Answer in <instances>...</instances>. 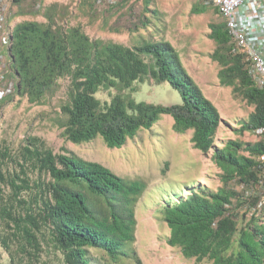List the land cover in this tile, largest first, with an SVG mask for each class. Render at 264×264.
<instances>
[{"label": "trees", "instance_id": "16d2710c", "mask_svg": "<svg viewBox=\"0 0 264 264\" xmlns=\"http://www.w3.org/2000/svg\"><path fill=\"white\" fill-rule=\"evenodd\" d=\"M191 11L201 12V8L195 3ZM48 20H23L13 26L9 67L16 77L13 93L27 97L31 103L40 102L51 92L57 78L69 77V102L61 106L66 114L61 124L66 139L81 143L101 136L107 147H120L140 129L149 128L160 115L168 114L175 132L192 131L194 148L204 153L213 149L212 157L224 171V182L232 177L242 181L254 178L253 155L264 151L262 140L229 139L221 147L214 144L220 113L169 41H144L129 47L111 40H92L77 26L56 29ZM209 28L207 36L217 44L209 56L221 66L217 72L219 83L231 86L254 106L240 127L252 132L264 125V91L250 79L239 56L230 53L225 22L210 23ZM142 54L150 55L149 62ZM147 75L156 82L168 81L179 92L181 103L135 101L121 92ZM111 87L119 92L109 102L101 103L94 96L99 89ZM4 100L0 101V111ZM6 157H11L8 148L0 147V221L12 230L0 240L11 259L17 253L22 254L20 264H31L38 258L45 240L42 227L46 226L49 238L44 242L61 253V264H92L91 248L107 255L100 264H119L122 256L129 255L135 264H142L135 251L129 254L125 246L135 239L134 211L146 189L145 180L124 178L65 147L54 153L35 135L26 136L13 155L19 173L7 169ZM28 168L49 177L37 184L36 193L35 184L31 186L27 178ZM3 184L10 187L7 197L1 190ZM26 190L32 191L29 197H19ZM232 194L224 187L216 191L191 190L165 203L162 217L169 227L166 242L196 261L207 258L212 264H262L264 216L252 215L237 228L235 219L225 214L224 205ZM7 236L15 241L13 247Z\"/></svg>", "mask_w": 264, "mask_h": 264}, {"label": "rangeland", "instance_id": "374dc122", "mask_svg": "<svg viewBox=\"0 0 264 264\" xmlns=\"http://www.w3.org/2000/svg\"><path fill=\"white\" fill-rule=\"evenodd\" d=\"M195 3L201 12L191 11ZM48 19L56 29L77 26L92 40H111L129 47L144 41H169L188 73L220 113L221 122L215 132L214 144L221 147L229 139L252 142L258 138L249 130H240L254 106L231 86L219 83L217 72L221 66L209 56L217 45L207 36L209 24L223 20L214 6L202 0H121L113 7L101 9L95 0H9L8 20L12 26L23 20L47 22ZM141 56L149 62L150 55ZM69 84L68 76L57 78L53 90L36 103L14 93L5 97L0 111V147H7L11 154L10 158H4L7 169L19 173L13 155L24 144L26 136L35 135L54 153H60L65 147L124 178H141L147 186L135 206V239L125 246L128 253L134 250L142 264H212L207 258L196 261L194 257H185L178 246L166 242L169 227L163 220L162 208L165 203L173 202L177 195H185L191 190L229 189V181L222 179L223 169L212 157L213 149L204 153L194 148L190 141L192 131L175 132L173 118L168 114L160 115L149 128L140 129L120 147H107L101 136L88 142H71L62 135L61 126L66 118L61 106L69 102ZM118 92L114 87L102 88L94 96L104 103ZM121 92L135 101L162 105L181 103L179 92L168 81L156 82L149 75ZM240 153L249 155L247 151L240 150ZM26 173L31 186L35 184V193L37 184L49 179L36 169L28 168ZM1 190L4 197L10 193L6 184ZM31 193L30 190L22 191L19 197L28 198ZM32 208L35 209V204ZM229 211L234 215L237 228L248 220L241 202L231 204ZM260 213L264 216L263 209ZM11 231L0 221V238ZM42 231L47 240L49 230L43 226ZM7 240L11 241L10 237ZM44 241L42 251L31 264H61V253ZM14 243L11 241L10 246ZM90 250L94 258L92 264L107 260L102 250ZM21 258L22 254L17 253L11 259L0 240V264H20ZM118 263L135 264V260L130 255L122 256Z\"/></svg>", "mask_w": 264, "mask_h": 264}, {"label": "built area", "instance_id": "2783aa9c", "mask_svg": "<svg viewBox=\"0 0 264 264\" xmlns=\"http://www.w3.org/2000/svg\"><path fill=\"white\" fill-rule=\"evenodd\" d=\"M121 0H95L101 9L113 7ZM221 14L229 36L230 53L240 58L243 69L256 87L264 91V0H202ZM9 0H0V100L15 89V76L9 67L7 51L11 45L12 25L9 23ZM264 145V125L252 131ZM254 178L242 181L232 177L233 192L225 203V214L233 203L241 202L245 215H257L264 205V151L253 155ZM253 199L255 202L253 203Z\"/></svg>", "mask_w": 264, "mask_h": 264}, {"label": "clouds", "instance_id": "9594fccd", "mask_svg": "<svg viewBox=\"0 0 264 264\" xmlns=\"http://www.w3.org/2000/svg\"><path fill=\"white\" fill-rule=\"evenodd\" d=\"M12 27H13V26H12ZM7 55H8V59H9V54H8V51H7ZM12 93H13V92H12ZM12 93H11V94H12ZM6 97H7V96H6ZM0 101H1V100H0Z\"/></svg>", "mask_w": 264, "mask_h": 264}]
</instances>
